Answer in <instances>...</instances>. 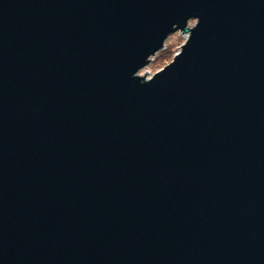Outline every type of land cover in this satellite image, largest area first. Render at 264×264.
Segmentation results:
<instances>
[{
  "label": "water",
  "instance_id": "1",
  "mask_svg": "<svg viewBox=\"0 0 264 264\" xmlns=\"http://www.w3.org/2000/svg\"><path fill=\"white\" fill-rule=\"evenodd\" d=\"M0 264H264V0H0Z\"/></svg>",
  "mask_w": 264,
  "mask_h": 264
},
{
  "label": "rangeland",
  "instance_id": "2",
  "mask_svg": "<svg viewBox=\"0 0 264 264\" xmlns=\"http://www.w3.org/2000/svg\"><path fill=\"white\" fill-rule=\"evenodd\" d=\"M194 23L193 20L188 22V25H192ZM186 38V33H181L180 31H176L171 33L167 36L166 40L164 41L165 48L158 50L153 56H151V60L149 63L139 70L138 74L144 75L149 77L152 73L162 68L166 65L176 54L179 49L180 45L184 42Z\"/></svg>",
  "mask_w": 264,
  "mask_h": 264
},
{
  "label": "built area",
  "instance_id": "3",
  "mask_svg": "<svg viewBox=\"0 0 264 264\" xmlns=\"http://www.w3.org/2000/svg\"><path fill=\"white\" fill-rule=\"evenodd\" d=\"M182 33V32H181ZM163 48H165V44H163V46H162V48L161 49H163ZM146 78H148V77H146Z\"/></svg>",
  "mask_w": 264,
  "mask_h": 264
}]
</instances>
